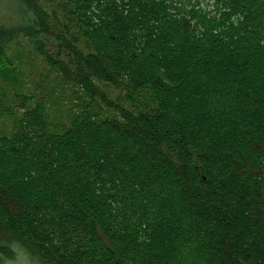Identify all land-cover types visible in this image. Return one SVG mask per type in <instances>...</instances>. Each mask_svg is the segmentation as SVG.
I'll return each instance as SVG.
<instances>
[{
	"label": "trees",
	"instance_id": "1",
	"mask_svg": "<svg viewBox=\"0 0 264 264\" xmlns=\"http://www.w3.org/2000/svg\"><path fill=\"white\" fill-rule=\"evenodd\" d=\"M14 1L0 264H264V0ZM21 38L79 98L60 128L18 88Z\"/></svg>",
	"mask_w": 264,
	"mask_h": 264
},
{
	"label": "rangeland",
	"instance_id": "2",
	"mask_svg": "<svg viewBox=\"0 0 264 264\" xmlns=\"http://www.w3.org/2000/svg\"><path fill=\"white\" fill-rule=\"evenodd\" d=\"M16 10H18V7L14 0H1L0 24H15L19 20V14ZM20 40V43H11L8 46V51L12 55L15 65L19 67V71H17L19 72L17 73L18 88L20 91L34 96V100L43 98L46 102L52 125L60 128L69 122L71 113L78 110L77 104L79 98L72 94L70 86L61 84L57 72L41 56L35 53L33 44L28 38H21ZM16 51H19L21 59L16 56ZM9 84L7 85L0 81V90L5 91L7 88L8 98H11L16 88H14V84ZM112 93L113 97L117 100L119 96H123L119 102L130 106L129 100L125 98V91L113 90ZM9 103L10 100L5 101V104ZM1 107L0 128L6 130L10 128L12 121L10 116L3 114ZM103 111L106 113L105 109ZM15 252V256L8 258L6 262L11 261L12 264H19L18 255L23 253L27 255L31 264H48L34 257L25 247L16 246Z\"/></svg>",
	"mask_w": 264,
	"mask_h": 264
},
{
	"label": "clouds",
	"instance_id": "3",
	"mask_svg": "<svg viewBox=\"0 0 264 264\" xmlns=\"http://www.w3.org/2000/svg\"><path fill=\"white\" fill-rule=\"evenodd\" d=\"M13 249L16 250V245L13 244L12 245ZM18 262L19 264H31V261L29 260V258L27 257L26 254L20 253L18 255ZM6 264H12L11 261H7Z\"/></svg>",
	"mask_w": 264,
	"mask_h": 264
}]
</instances>
